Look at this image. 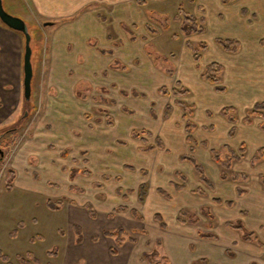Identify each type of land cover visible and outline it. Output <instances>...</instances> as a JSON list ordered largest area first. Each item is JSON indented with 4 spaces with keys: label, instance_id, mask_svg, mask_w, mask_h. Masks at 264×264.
<instances>
[{
    "label": "rangeland",
    "instance_id": "1",
    "mask_svg": "<svg viewBox=\"0 0 264 264\" xmlns=\"http://www.w3.org/2000/svg\"><path fill=\"white\" fill-rule=\"evenodd\" d=\"M68 1H3L33 78L26 101L25 36L0 20V264H264V0Z\"/></svg>",
    "mask_w": 264,
    "mask_h": 264
},
{
    "label": "trees",
    "instance_id": "2",
    "mask_svg": "<svg viewBox=\"0 0 264 264\" xmlns=\"http://www.w3.org/2000/svg\"><path fill=\"white\" fill-rule=\"evenodd\" d=\"M230 1L232 0H222L223 3L227 4L229 3ZM175 19L177 21H181L182 22V28H183V31L186 32V23L188 22H192V24L194 25L195 23H197V19L195 17H193L192 15L188 14L186 11H184V9L182 8H179L178 9V15L175 17ZM192 30V29H191ZM193 31H200V32H204L205 31V28L204 27H201V26H198V27H193ZM190 31H188L187 33H189ZM219 43L221 44L222 42L219 41ZM189 45V47L194 51V61L196 62H199L200 59H201V55H200V52L199 50L196 49L195 46H193L191 43H187ZM202 48L205 49V45L203 44L202 45ZM227 48V47H225ZM223 67L219 64V63H212L210 65H208L204 71V73L202 74V78L212 84H218L219 82L222 81L221 77L219 76V74L221 73ZM219 91H222L223 88L221 89L220 87H217ZM163 92L165 93H168L169 90L164 88L162 89ZM135 94V93H134ZM172 94H174V96H184L185 94H187V90H182V91H179L177 89H173L172 91ZM177 104L183 109V110H186L188 111L189 113L192 112V107H188L187 105H185L183 102H180V101H177ZM261 108H264V102L263 103H258L256 104L255 108H254V111L250 112V114L252 115H259V110ZM224 113L226 114V112L224 111ZM229 120L234 122L235 119L233 116H228ZM247 122H250V119H246ZM195 126L194 123L192 122H188L186 124V127H185V131L187 133V136H186V140L187 142L190 144V150L191 151H194V147L193 145L195 144V138H194V135H193V127ZM154 148L152 145L148 146L146 149H152ZM261 152H264L263 150H261ZM212 153H213V157L214 159L220 163L221 165H223L224 167H227L229 168L230 167V164H231V159H238V155L234 152H232V155L231 157H229L228 159H221L220 158V154L217 150H212ZM183 158H188L189 160H191L197 167V169L200 171L201 173V179L206 182L207 184H211V182L207 179L205 173H204V170H203V167L199 164L196 163L194 157L192 156H183ZM261 157L259 155H257L255 157V159H260ZM234 179H237L238 178V173H233V176H232ZM184 185H177V189H181L183 188ZM161 193L165 196V197H170V195H168L167 193H165L164 191L161 190ZM231 204V202H229ZM47 205L49 208L51 209H55V204L53 203V201L51 200H48L47 202ZM155 218L161 222V216L160 215H156ZM229 226L233 227V228H236V229H242V226L241 225H233L231 223H227ZM161 225L162 226H165L162 222H161ZM107 235H110V236H114L115 237V243L117 246H122L124 240H125V236L127 233V231L120 227L117 229L116 232H106ZM206 236H211L209 234H204ZM131 238V237H130ZM247 239L249 237H246ZM132 241H136L135 238H131ZM256 243L261 246V247H264V242L260 239H255ZM113 252H116L114 249H113ZM146 260L150 263V264H158V262L156 261L155 262V256H157L156 253H145L144 254ZM6 258V257H4ZM32 259L34 260V258L32 257ZM164 261H165V264H169V258L167 256H164ZM22 262L24 264H29V261L28 260H24L22 259Z\"/></svg>",
    "mask_w": 264,
    "mask_h": 264
},
{
    "label": "water",
    "instance_id": "3",
    "mask_svg": "<svg viewBox=\"0 0 264 264\" xmlns=\"http://www.w3.org/2000/svg\"><path fill=\"white\" fill-rule=\"evenodd\" d=\"M0 20L10 29L18 31L25 36V51H24V59H23V71H24L23 87H24V98L26 101H28L31 95L32 78H33V68L31 62L32 47H31V34H30L29 26L23 18L9 13L4 7L3 0H0ZM45 24L47 23L45 22ZM0 153L4 155V152L1 149H0Z\"/></svg>",
    "mask_w": 264,
    "mask_h": 264
},
{
    "label": "crops",
    "instance_id": "4",
    "mask_svg": "<svg viewBox=\"0 0 264 264\" xmlns=\"http://www.w3.org/2000/svg\"><path fill=\"white\" fill-rule=\"evenodd\" d=\"M3 1H4V0H3ZM64 1H65V0H64ZM72 1H73V0H71L70 3H72ZM80 1H82V3H84V2L86 3L87 0H80ZM78 2H79V0L76 1L75 5H76ZM67 4H69V1H68V0H67ZM77 9H78V6H73V7L70 6V11L77 10ZM8 11H9V10H8ZM53 12H54V11H53ZM13 14H14V13H13ZM15 15H16V16H19L18 14H15ZM19 17H21V16H19ZM21 18H22V17H21ZM50 22L53 23L54 21H50ZM54 23H55V22H54ZM14 31H15V30H14ZM16 32H18V31H16ZM19 33H20V32H19ZM18 47H19V46H18ZM23 58H24V55H23ZM18 59H19V54H18ZM16 60H17V59H16ZM17 61H18V60H17Z\"/></svg>",
    "mask_w": 264,
    "mask_h": 264
},
{
    "label": "flooded vegetation",
    "instance_id": "5",
    "mask_svg": "<svg viewBox=\"0 0 264 264\" xmlns=\"http://www.w3.org/2000/svg\"><path fill=\"white\" fill-rule=\"evenodd\" d=\"M0 149L3 151V149L0 147ZM4 152V151H3ZM3 156L4 155H2L1 153H0V159H2L3 158Z\"/></svg>",
    "mask_w": 264,
    "mask_h": 264
}]
</instances>
